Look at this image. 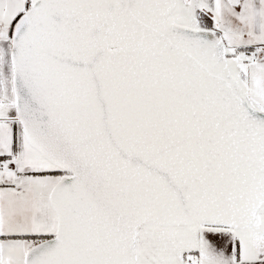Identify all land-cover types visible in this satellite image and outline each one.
Masks as SVG:
<instances>
[{"label":"snow or ice","instance_id":"1","mask_svg":"<svg viewBox=\"0 0 264 264\" xmlns=\"http://www.w3.org/2000/svg\"><path fill=\"white\" fill-rule=\"evenodd\" d=\"M0 264H264V0H0Z\"/></svg>","mask_w":264,"mask_h":264}]
</instances>
